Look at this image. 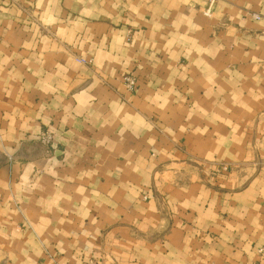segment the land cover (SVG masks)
Here are the masks:
<instances>
[{"label": "crops", "instance_id": "obj_1", "mask_svg": "<svg viewBox=\"0 0 264 264\" xmlns=\"http://www.w3.org/2000/svg\"><path fill=\"white\" fill-rule=\"evenodd\" d=\"M0 264H264V0H0Z\"/></svg>", "mask_w": 264, "mask_h": 264}, {"label": "built area", "instance_id": "obj_2", "mask_svg": "<svg viewBox=\"0 0 264 264\" xmlns=\"http://www.w3.org/2000/svg\"><path fill=\"white\" fill-rule=\"evenodd\" d=\"M205 15L209 17L211 15V10H208L207 12H205ZM123 82L129 91H133L135 89L136 79L134 77L126 76L123 79ZM39 141H41V143L46 146H53L54 137L52 134L45 132L40 135Z\"/></svg>", "mask_w": 264, "mask_h": 264}, {"label": "rangeland", "instance_id": "obj_3", "mask_svg": "<svg viewBox=\"0 0 264 264\" xmlns=\"http://www.w3.org/2000/svg\"><path fill=\"white\" fill-rule=\"evenodd\" d=\"M41 142V141H40Z\"/></svg>", "mask_w": 264, "mask_h": 264}]
</instances>
